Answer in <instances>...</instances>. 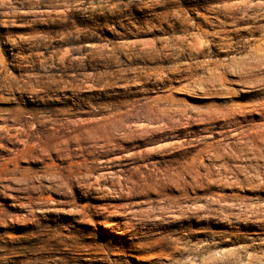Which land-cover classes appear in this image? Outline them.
I'll list each match as a JSON object with an SVG mask.
<instances>
[{
    "label": "rangeland",
    "instance_id": "rangeland-1",
    "mask_svg": "<svg viewBox=\"0 0 264 264\" xmlns=\"http://www.w3.org/2000/svg\"><path fill=\"white\" fill-rule=\"evenodd\" d=\"M0 264H264V0H0Z\"/></svg>",
    "mask_w": 264,
    "mask_h": 264
}]
</instances>
